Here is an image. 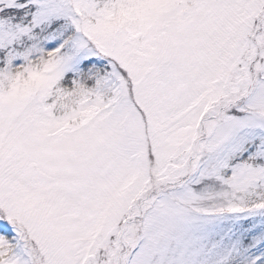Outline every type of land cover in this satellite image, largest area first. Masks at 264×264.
<instances>
[{
    "label": "snow or ice",
    "instance_id": "6c2138e0",
    "mask_svg": "<svg viewBox=\"0 0 264 264\" xmlns=\"http://www.w3.org/2000/svg\"><path fill=\"white\" fill-rule=\"evenodd\" d=\"M0 264H264V0H0Z\"/></svg>",
    "mask_w": 264,
    "mask_h": 264
}]
</instances>
